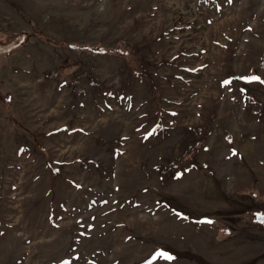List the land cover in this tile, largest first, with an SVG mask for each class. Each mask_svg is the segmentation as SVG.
Segmentation results:
<instances>
[{"label": "rangeland", "instance_id": "1", "mask_svg": "<svg viewBox=\"0 0 264 264\" xmlns=\"http://www.w3.org/2000/svg\"><path fill=\"white\" fill-rule=\"evenodd\" d=\"M262 81L264 0H0V264H264Z\"/></svg>", "mask_w": 264, "mask_h": 264}, {"label": "snow or ice", "instance_id": "2", "mask_svg": "<svg viewBox=\"0 0 264 264\" xmlns=\"http://www.w3.org/2000/svg\"><path fill=\"white\" fill-rule=\"evenodd\" d=\"M254 79H259V78H258V77H255ZM262 82H264V81H262ZM168 258H169V259H171V257H170V256H169Z\"/></svg>", "mask_w": 264, "mask_h": 264}, {"label": "trees", "instance_id": "3", "mask_svg": "<svg viewBox=\"0 0 264 264\" xmlns=\"http://www.w3.org/2000/svg\"><path fill=\"white\" fill-rule=\"evenodd\" d=\"M260 215H264V214H260Z\"/></svg>", "mask_w": 264, "mask_h": 264}]
</instances>
